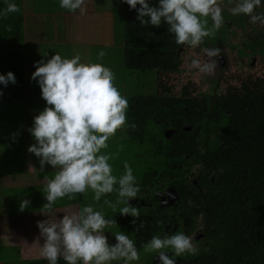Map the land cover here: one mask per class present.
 Listing matches in <instances>:
<instances>
[{"label":"trees","instance_id":"obj_1","mask_svg":"<svg viewBox=\"0 0 264 264\" xmlns=\"http://www.w3.org/2000/svg\"><path fill=\"white\" fill-rule=\"evenodd\" d=\"M14 2L20 11L0 18V74L12 72L16 80L15 84L9 83L6 88L0 86V120L3 110L16 108L17 124L14 129L17 133L9 151H12L13 161H19L24 166L27 155L23 152L26 141L23 138L21 116L24 111L32 115L37 109V102L34 103L27 97V101L23 103L24 87L31 89V85L23 48V0ZM224 2L229 3L228 0ZM233 4L235 6V0ZM157 5L158 0H152L151 6ZM5 6L3 0H0V8ZM256 11L264 13V2ZM110 14L115 15L116 23L112 32L115 33L116 27L121 23V41L118 48L113 47L114 55L111 56L110 52V55L104 57L109 63L108 69L115 74V86L128 99L126 125L117 130L115 137L109 139L110 142L126 145L136 151L134 156L137 157L139 166H142L140 174L136 165L128 163L136 181L147 176L146 170L153 168L154 161L163 170H169L171 163L174 166L180 160L182 164H186L184 156H194L193 149L197 142L210 151L208 171L214 173L215 181L209 173L205 174V183H198L204 194L200 197L189 196L201 204V212L204 208L210 210L215 232L211 242L213 257L200 264H264V78L254 79L247 76L240 79L238 87H234V96H230V93L226 96L218 94L219 99H215L210 92L197 98L190 94L188 102L170 96L161 99L158 88L165 85L164 80L169 76L179 73L181 45L175 43L174 35L168 32V26L163 22L158 28L147 24L140 25L136 11L129 10L128 5L121 3V0L113 1ZM222 15L224 19L234 18L236 28L246 30V22L249 20L247 16H232L227 11ZM117 17H120L121 22L116 20ZM211 26L212 21L209 18L206 27ZM260 26V29L252 28L250 33L255 37L251 41L247 39L246 48L240 51L245 53L250 49L256 55H264V25ZM218 32L213 30L205 42L219 43L221 33ZM167 91L166 89L165 92ZM169 101L179 110L174 119L177 120L179 116L182 124L180 127L187 125L192 130L184 132L182 138L178 131L174 139L164 146L160 136L156 134L160 132V128L156 127L155 121H167L169 108L166 104ZM25 139L31 144L35 143L29 132ZM164 147L167 149L164 150ZM163 151L169 154L163 157ZM120 168L123 169L124 165ZM24 172L2 174L15 175ZM55 174L53 172L50 179ZM105 200L110 202L107 206L112 209L119 206V210L125 206L118 202L115 191L107 194ZM72 205L75 203L68 196L55 203L56 208ZM120 222L126 224L138 252L159 232L154 229L146 234V221L140 214L138 217L121 216ZM141 222L144 227L137 231ZM214 254L219 256V260ZM27 264H48V261L46 258L36 259ZM58 264L66 262L61 257Z\"/></svg>","mask_w":264,"mask_h":264},{"label":"clouds","instance_id":"obj_2","mask_svg":"<svg viewBox=\"0 0 264 264\" xmlns=\"http://www.w3.org/2000/svg\"><path fill=\"white\" fill-rule=\"evenodd\" d=\"M0 18L20 11L14 0H3ZM232 3L233 0H228ZM264 0H235L232 15H245L252 24L264 25V13H257ZM129 10H135L140 25L160 27L162 22L175 37L177 45L196 48L205 37L218 30L224 23L220 0H121ZM85 0H59V6L69 13L79 10L86 12ZM139 5V7H137ZM211 28L206 27L208 19ZM208 58L205 61L193 59L191 67L198 74L209 75L217 64L212 58L219 57V48L202 49ZM105 55L103 51L98 57ZM80 55L64 58L56 53L46 62L34 64L31 80L40 88L45 108L34 116L28 129L35 143L27 151L39 159L41 170L45 165L59 169L54 178L48 180L45 188L47 203L43 206L52 212L57 200L73 194H83L91 189L93 199L100 201L103 196L117 193L121 216L138 217L137 207L129 201L136 199L140 191L131 166L124 163V174L119 178L112 174L109 160L113 157L102 152L108 147L107 141L117 130L126 125L128 99L115 86V74L101 63H81ZM15 84L12 72L0 74V86ZM2 94V93H0ZM118 186V187H117ZM110 204L109 201H104ZM30 201H21L23 211ZM112 206V205H110ZM135 223V220H133ZM115 222L91 205L83 206L78 215L67 214L59 222L37 221V228L44 237L41 255L48 264H58L63 258L66 264H111L123 261L133 264L140 259L135 241L122 231L115 233V243L110 245L103 234L106 227ZM144 227L139 224L137 231ZM146 253H156L159 264H176L178 257L195 255L198 249L194 238L183 232L171 235H153L143 245ZM167 250H171V255Z\"/></svg>","mask_w":264,"mask_h":264},{"label":"crops","instance_id":"obj_3","mask_svg":"<svg viewBox=\"0 0 264 264\" xmlns=\"http://www.w3.org/2000/svg\"><path fill=\"white\" fill-rule=\"evenodd\" d=\"M84 7L86 12L81 15L79 10L69 13L62 9L59 0H23V48L31 85V89L24 87L23 103L29 97L34 103L37 102V109L32 115L24 111L21 116L22 133L26 141L23 152L27 155L24 166L19 161H13L14 156L9 151L12 147L10 138L17 133L9 126L13 118L2 117L0 120V148L3 153V164L0 166V264H27L32 260L44 259L41 247L45 241L37 228V221L51 220L58 223L66 213L78 215L80 211L75 205L56 208L54 204L52 212L43 208L47 203L45 188L48 180L59 169L45 165L41 170L39 159L27 151L32 144L25 136L28 135L34 116L46 106L36 81L31 80L36 62H46L56 53L69 59L78 54L81 63H101L109 68L108 61L104 56L99 58L98 53L109 50L108 42L115 37L110 29V3L108 0H85ZM15 171L25 172L2 174ZM25 199L30 203L20 211V203Z\"/></svg>","mask_w":264,"mask_h":264},{"label":"flooded vegetation","instance_id":"obj_4","mask_svg":"<svg viewBox=\"0 0 264 264\" xmlns=\"http://www.w3.org/2000/svg\"><path fill=\"white\" fill-rule=\"evenodd\" d=\"M112 5L113 1L110 2V7ZM220 6L222 14L227 11L232 15L233 2L226 4L224 0H220ZM249 24L252 23L247 20L246 26ZM236 26L234 18H226L218 29V33H221L219 43H207L205 37L203 43L196 48L181 45L179 48L181 54L179 73L169 76L168 79L164 80L163 88H158L161 99L170 96L188 102L190 94L193 98H197L210 92L214 94L215 99H219L218 94L226 96L230 93V96H234V87H238L237 82L240 80L237 69L248 70L264 67V55H256L250 49L246 50L245 53L240 51L246 48L247 39L251 41L255 37L254 34L250 33L253 27L248 29V33H245L246 30L236 28ZM238 29H242L245 39H242V35L238 34ZM205 47L220 49L219 57L212 58L216 60L217 66L214 72L209 75L198 74L197 70L190 66L193 59L202 62L208 59L202 51ZM253 78L261 79L264 77ZM165 87L168 93L165 92ZM166 105L169 108L167 121H155L156 127L160 128V132L156 134L160 136L164 146L174 139L178 131L181 132L180 137L182 138L184 132L188 133L192 130L191 126L180 127L182 124L179 116L177 120L174 119L176 112H179L175 109L177 106H173L170 101ZM166 149L164 147V150ZM208 152L210 151L197 142L193 149L194 156L191 157L187 154L184 156L186 164H182L180 160L174 166L171 163L169 170H163L154 161L153 168L146 170L147 176L136 181L140 189L137 198L129 201L130 205L137 207L139 214L145 218L146 227L144 231L146 234H150L152 230L156 229L159 231L156 235L160 234L161 237L166 234L171 235L174 232H183L194 238V246L198 249L197 253L195 255L185 254L175 258L176 264H200L213 257L211 242L215 232L210 210L204 208V211L201 212V204L189 198V196L200 197L204 194L198 183H205V174L209 173L214 180V173L208 171L210 164ZM161 153L163 157L169 154L166 151ZM203 186L205 187V184ZM167 251L171 255V250ZM214 255L219 260V256ZM155 259L158 257H154L145 264H153Z\"/></svg>","mask_w":264,"mask_h":264},{"label":"rangeland","instance_id":"obj_5","mask_svg":"<svg viewBox=\"0 0 264 264\" xmlns=\"http://www.w3.org/2000/svg\"><path fill=\"white\" fill-rule=\"evenodd\" d=\"M112 1H117V0H108L109 3ZM114 18H115V15L111 16V14H110V19H111V24H112V25H110L111 30H114L113 26L116 24ZM116 20L121 22L120 17H117ZM260 25L259 24H254V25L249 24L248 26H246L245 33H248L247 32L248 29H251L252 27L260 29L261 28ZM119 27L121 28V23L118 24V26L116 27L115 37L113 39H111L112 42H108V44L109 45L111 44V46H109L110 47L109 50L104 52L105 55H107V53L110 54V52H111V56L114 55L115 53H114L113 47L114 48L119 47V41H121V31L119 30ZM238 34L242 35V39L243 38L245 39V37H243L244 34H243L242 29H238ZM234 43H235V40H234ZM116 55H119V54H116ZM116 64H118V63L116 62ZM237 75H239L240 79H244L246 76L264 77V67L255 68V69H248V70H244V69L239 68V69H237ZM174 81H176V80H174ZM15 110H16V108H9V109L2 111V117L4 119H6L8 117H11V118L13 117V123H9V126H11L12 128H15L16 124H17L16 117H15ZM113 137H115V135ZM113 137H111V138H113ZM111 138H110V140H111ZM13 140H14V137L10 138L11 143L13 142ZM110 140L107 141L108 147L106 149H103L102 152L110 154L113 157L112 159L109 160V163L112 166V174L114 176H116L117 178H119L121 175H123L124 168L121 169L120 166L124 165L125 162H127L133 166L136 165L138 173H139V170H142V166L141 165L139 166V164L136 161L137 157L134 156L136 154V151L134 149L127 148V146L123 145V144L121 146L116 145V144L110 142ZM2 164H3V153H2V148H0V166ZM93 197H94V192L91 189H89L85 193L81 194V196L76 194L75 199H73V203H75V206H78L79 209H81L85 205H91L95 210L101 211L105 215L106 219H111L115 222V224H111L108 227H106L104 230V233H103L107 237L108 243L110 245H112L116 242L115 241V233H117L119 231L124 232L125 234L129 235L130 239H133L132 235H130L129 231H127L126 224H121V222H120L121 215H120L119 210H118L119 206H117L118 207L117 209H112L111 207L109 208L107 206V204L104 202L105 196H103L100 201L94 200ZM139 256H140V259L136 262H133V264L148 263L152 259H154V257L156 256V253H146L145 251H140ZM112 264H123V262H118V263L113 262Z\"/></svg>","mask_w":264,"mask_h":264},{"label":"water","instance_id":"obj_6","mask_svg":"<svg viewBox=\"0 0 264 264\" xmlns=\"http://www.w3.org/2000/svg\"><path fill=\"white\" fill-rule=\"evenodd\" d=\"M130 204V203H129ZM153 264H159V260L158 259H155L154 261H153Z\"/></svg>","mask_w":264,"mask_h":264}]
</instances>
